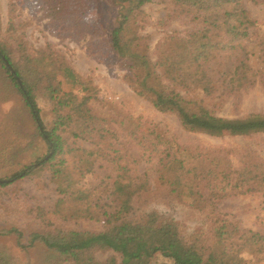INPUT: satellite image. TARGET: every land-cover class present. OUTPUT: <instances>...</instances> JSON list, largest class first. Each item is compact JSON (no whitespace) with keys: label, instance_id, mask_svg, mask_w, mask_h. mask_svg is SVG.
<instances>
[{"label":"rangeland","instance_id":"rangeland-1","mask_svg":"<svg viewBox=\"0 0 264 264\" xmlns=\"http://www.w3.org/2000/svg\"><path fill=\"white\" fill-rule=\"evenodd\" d=\"M84 1L76 7L90 10L88 22L83 18L85 14L80 13L76 17L48 15L44 6L52 0H0V56L7 54L15 65H26L28 74L33 66L30 58L43 54L48 60L45 63L47 71L54 66L52 61L57 66L71 67L80 77V84L71 88L72 93L78 97L90 96L87 103L91 113L99 118L98 124L105 130L104 137L93 135L89 139L71 137L69 128L62 133L75 147L98 149L87 158L88 161L83 151L64 154L65 172H69L70 179L75 181L70 189L80 187L87 193L92 192L81 203L75 198L76 194H59L54 179L49 180L52 169L48 167L0 187V228H17L24 235L21 241L12 232L0 235V255L10 264H44L47 254L41 244L32 247L18 244L26 245L25 237L31 232L47 231L55 226L65 230H102V222L84 212L85 204H90L94 197H99L100 201L107 199L109 187L117 175L128 176L132 184L144 189L134 195L132 209L122 215V220H133L146 212L156 211L164 219L176 222L185 238L194 231L218 226L223 221L234 226L238 234L252 230L264 235V187L263 191L247 194L214 196L213 201L206 204L211 192V188H207L202 199L195 202L198 204L190 205V199L169 194V186L161 183L157 172L158 159L163 158L167 150H184L189 158L218 156L222 166L218 167V172H234L244 166L254 171L264 170V133L215 135L202 130H185L175 113L158 110L149 97L134 92L127 68L110 49L111 30L123 14L132 11L126 35L139 37L135 49L154 63L162 50L168 53V46L162 45L166 38H186L188 32L197 27V20H191L193 12L181 13V8L170 0H150L140 8H136L137 0ZM244 8L256 22L249 28L253 31L252 42L247 40L249 63L257 70L254 83L229 95L216 94L208 98L197 89L190 94L204 98L201 104L229 120L264 113V69L256 46L257 37L264 35V0H247ZM134 58L132 51L122 55L124 61ZM56 75L62 77L60 71ZM61 84L63 88H69V85ZM40 92H37V102L48 128L54 121L55 112L49 99ZM0 93V149L3 148L0 178H7L24 166L36 167L45 158L47 147L35 134L19 94L9 88ZM257 165L258 168H254ZM80 168L83 174L78 173ZM121 181L126 182V179ZM224 184L216 185L212 192L223 194L229 188ZM106 185H109L107 189ZM222 186L226 188L220 190ZM111 255L110 250L95 253L99 260ZM243 255L250 257L246 252ZM184 256L188 257L187 254ZM154 261L171 264L169 259L159 255ZM191 262L196 263L195 258L192 257Z\"/></svg>","mask_w":264,"mask_h":264},{"label":"trees","instance_id":"trees-1","mask_svg":"<svg viewBox=\"0 0 264 264\" xmlns=\"http://www.w3.org/2000/svg\"><path fill=\"white\" fill-rule=\"evenodd\" d=\"M149 1L137 0L136 8ZM170 1L181 8V13L187 15L193 12L191 20H197V27L189 31L186 38H166L162 45L168 46V53L162 50L154 63L135 49L140 38L126 35L132 21V11L123 14L118 25L110 32V49L127 68L134 92L149 97L158 110L175 113L182 127L188 131L242 136L264 133V113H252L229 120L215 115L201 104L204 98L190 95L195 89L208 98L216 94L229 95L254 83L257 70L249 63L247 40L252 42L253 31H249V28L255 26L256 22L244 8L247 0ZM81 2L85 1L52 0L50 5L45 4L44 7L52 17L58 14L76 17L80 13L85 14L83 18L88 22L90 10L76 7ZM256 46L264 69V35L257 37ZM125 51H132L136 59L124 61L122 55ZM30 61L33 66L30 69L32 72L28 74L26 65H15L7 54L0 56V90L9 88L19 94L35 134L46 144L47 154L36 167L24 166L7 178H0V187L48 167L52 169L49 180L54 179L59 194H76L75 198L81 203L92 192L87 193L80 187L70 189L75 181L70 179L69 172H65L64 154L83 151L88 161L87 158L98 149L75 147L67 141L68 136L62 133L69 128L71 137L89 139L93 135L104 137L105 130L99 126V118L91 113L87 103L90 96L78 97L72 93L71 88L80 84V77L71 67L62 64L57 66L52 61L54 66L47 71L45 63L48 60L44 54L32 57ZM58 71L61 72V78H57ZM61 83L69 85V88H63ZM185 89L188 92L183 93ZM38 91L49 99L55 112L54 121L48 128L37 102ZM184 152L165 151L163 158L158 159L157 172L161 183L169 186V194L190 199V205H197L195 202L202 199L203 191L207 188H211V192L206 204L212 202L214 196L263 191L264 170L254 171L244 166L234 172H218V167H222L220 157L208 159L200 155L189 158ZM82 171L80 168L78 173L83 174ZM123 179L126 182H122ZM220 183H225L229 188L224 190L226 187L222 186L220 190H224L223 194L216 195L217 192L212 191ZM109 190L110 196L107 195L104 201L94 197L89 201L90 204H85L84 212L88 217L101 221L102 230H65L55 226L47 231L31 232L25 237L26 245L18 244L22 247L41 244L47 254L44 264H157L154 261L156 255L169 259L171 264H264V235L259 232L243 230L238 234L234 226L223 221L218 226L194 231L189 238H185L176 222L164 219L156 211L146 212L133 220H122V215L132 209L134 195L144 190L143 186L132 184L128 176L117 175ZM11 232L16 234L19 241L24 238L17 228H0V235ZM98 250H110L113 255L99 260L95 256ZM245 252L250 254L249 258L243 255ZM192 257L196 263L191 262ZM0 264L10 262L0 255Z\"/></svg>","mask_w":264,"mask_h":264}]
</instances>
